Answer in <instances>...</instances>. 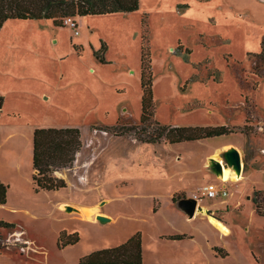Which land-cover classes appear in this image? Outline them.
Instances as JSON below:
<instances>
[{
	"label": "rangeland",
	"instance_id": "obj_1",
	"mask_svg": "<svg viewBox=\"0 0 264 264\" xmlns=\"http://www.w3.org/2000/svg\"><path fill=\"white\" fill-rule=\"evenodd\" d=\"M243 2L139 0L133 13L74 16L78 41L64 18L61 27L52 20L4 23L0 175L11 185L0 221L12 227H0V264H81L136 233L142 264H264V217L252 202L257 198L264 211V181H256L263 192L245 189L243 181L220 183L208 169L224 145L240 147L242 170L254 151L264 160V68L254 55L264 38V11L256 15ZM100 42L104 63L93 55ZM141 54L153 94L146 123L140 122ZM31 125L79 130L74 160L50 174L63 188L30 189ZM158 125H223L234 133L178 144L136 138ZM227 149L214 157L223 163ZM14 152L22 156L17 169ZM210 184L225 186L228 196L205 199ZM184 198L200 201L230 234L219 235L204 216L185 219L177 207ZM59 203L97 206L109 222L82 220ZM62 234H77L78 242L61 246Z\"/></svg>",
	"mask_w": 264,
	"mask_h": 264
},
{
	"label": "trees",
	"instance_id": "obj_2",
	"mask_svg": "<svg viewBox=\"0 0 264 264\" xmlns=\"http://www.w3.org/2000/svg\"><path fill=\"white\" fill-rule=\"evenodd\" d=\"M139 0H0V30L8 20H52L54 26L66 17H85L112 14H127L138 10ZM106 46L100 42V49L93 51L98 61L104 63L103 52ZM264 68V38L260 42V51L254 54ZM258 68L254 69L257 75ZM141 114L140 122L150 121L153 115V94L151 72L146 54H141L140 72ZM1 99V97H0ZM245 131H247L245 129ZM234 133L227 126H160L154 134L137 136L146 143L165 140L170 144L193 142ZM80 148L79 130L73 127L37 128L32 136V169L31 179L34 191H55L65 186L62 180L50 176L57 168H65L74 160V155ZM8 186L0 182V205L6 203ZM228 193V192H227ZM228 196V195H227ZM256 197V196H255ZM258 216L264 217L260 201L253 199ZM1 228L12 227L11 224L0 221ZM64 238V240H63ZM177 237L176 239H180ZM61 246L73 245L78 242L77 234L60 235ZM2 245H0V249ZM81 264H142L140 234H134L125 243L108 249L95 251L80 260Z\"/></svg>",
	"mask_w": 264,
	"mask_h": 264
},
{
	"label": "crops",
	"instance_id": "obj_3",
	"mask_svg": "<svg viewBox=\"0 0 264 264\" xmlns=\"http://www.w3.org/2000/svg\"><path fill=\"white\" fill-rule=\"evenodd\" d=\"M263 4H264V2H263V0H244V2H243V6H244V8H246V9H251L252 11H253V13H254V10L256 11V15H258L259 13H260V11H264V6H263ZM264 13V12H263ZM79 19L80 18H82V17H78ZM79 28V27H78ZM67 29H69V28H67ZM69 30H71V29H69ZM79 35V34H78ZM78 35H76V36H78ZM74 34H73V31L71 30V32H70V37L71 38H73V40H75L74 39ZM75 41H78L77 39L75 40ZM80 42V41H79ZM81 43V42H80ZM1 97V99L3 98V104H2V106L0 105V109H3V107H4V104H5V99H4V97H2V96H0ZM260 126V128L263 130V128L261 127V124L259 125ZM263 126V125H262ZM38 127H35L34 125H31V128H30V135L31 136H33V132H34V130L35 129H37ZM46 128H50V127H46ZM53 128V127H52ZM243 134V133H242ZM244 135V137L247 135L246 133H244L243 134ZM9 136H11V135H8L7 137H9ZM6 137V138H7ZM232 147L233 148H235V149H239L240 147L239 146H237V145H232ZM228 148V145H224V146H221V147H219V148H217V149H215L214 150V153H213V156H212V158H215L214 156L219 152V151H221V150H224V149H227ZM263 152H261L260 151V153L261 154H263L264 155V150H262ZM241 153V152H240ZM222 156V155H221ZM21 154L19 153V152H14V159H15V163L14 164H12V166H13V168H15V169H17V165H18V163H17V160H20L21 159ZM31 158V161H32V152H31V154H29V159ZM222 158V157H221ZM215 159H217V158H215ZM223 159V158H222ZM259 158H258V156H257V152L256 151H254L253 152V155L252 154H250V158H249V163H248V165L247 166H245L244 167V169L241 171V174H240V180H238V181H236V182H230V183H238V182H240V181H243V185H245V189L246 188H248V187H250L251 185H253V186H255V189H258L259 191H262L263 192V190H261L259 187H257V183H256V181L257 180H260V181H264V165H263V163H264V160H262V161H259L258 160ZM217 160H220V159H217ZM17 163V164H16ZM224 170H231V171H233L231 168H225ZM33 169H32V171H31V173H30V189L32 190V191H34V186H33V182H32V179H31V177H32V175H33ZM216 180H218V181H220V183H225L224 181H221V180H219L218 179V177L216 178ZM0 182H2V183H5V181H4V179H3V177H2V175H0ZM227 182H229V181H227ZM261 182V183H262ZM11 185V183L9 182L8 183V187ZM222 186V185H221ZM236 186H238V185H236ZM223 187H225V186H223ZM8 190V189H7ZM235 191L237 192V189H235ZM244 191H246V190H244ZM34 193H36V194H42L43 193V191H39V192H35L34 191ZM45 193V192H44ZM220 201H226V202H228V200H220ZM6 202H7V197H6ZM253 202V201H252ZM6 204V203H5ZM4 204V205H5ZM62 204H65V203H59L58 204V209L60 210V208H59V206L60 205H62ZM198 206L199 207H201V208H206V212H207V210H208V208L206 207V206H204V205H202L201 203H200V201L198 202ZM254 204V203H253ZM4 205H0V206H4ZM66 205H68V204H66ZM65 205V206H66ZM70 205L71 206H73L75 209H77V210H81V209H86V210H90V211H92V210H95V208H97V206H95V207H86V206H83V205H72L71 203H70ZM252 210H254L253 208H252ZM198 211V210H197ZM182 212V211H181ZM183 213V212H182ZM254 213H255V215L256 216H258L257 215V213H256V211H254ZM102 215H106L105 213H101ZM184 214V213H183ZM76 216H78L80 219H82V220H86V221H93V220H88V219H84V218H82L80 215H76ZM195 216V215H194ZM197 216H203V215H200V214H197ZM196 216V217H197ZM207 216H212L213 218H215L214 217V214H207L206 213V216H204L205 218H206V222L211 226V227H213L217 232H218V234L219 235H221V236H227V235H223L215 226H213L211 223H210V221L208 220V218H207ZM185 217V219H189L187 216H184ZM258 217H263V216H258ZM216 219V218H215ZM216 220H218V219H216ZM218 221H220V220H218ZM221 222V221H220ZM222 223V222H221ZM223 224V223H222ZM224 226H226L225 224H223ZM227 227V226H226ZM228 228V227H227ZM229 229V228H228ZM230 231V230H229ZM230 234V233H229ZM228 234V235H229Z\"/></svg>",
	"mask_w": 264,
	"mask_h": 264
},
{
	"label": "water",
	"instance_id": "obj_4",
	"mask_svg": "<svg viewBox=\"0 0 264 264\" xmlns=\"http://www.w3.org/2000/svg\"><path fill=\"white\" fill-rule=\"evenodd\" d=\"M223 163L215 158L209 159L208 169L215 176H221L224 168H231L233 172L240 176L242 171L241 158L239 152L235 148H229L222 153ZM104 202L101 203L103 205ZM177 207L189 218H193L196 210H201L197 206V200L195 198H184L177 202ZM71 211L78 212L77 209L72 206L66 205L65 212L70 213ZM96 221L100 223L109 222V218L102 215L96 216Z\"/></svg>",
	"mask_w": 264,
	"mask_h": 264
},
{
	"label": "bare ground",
	"instance_id": "obj_5",
	"mask_svg": "<svg viewBox=\"0 0 264 264\" xmlns=\"http://www.w3.org/2000/svg\"><path fill=\"white\" fill-rule=\"evenodd\" d=\"M225 168L223 167V173L220 177H218L219 180L224 181V182H236L238 180H240V176H237L236 174H234L233 171L231 170H224ZM199 202V201H197ZM65 204L60 205L59 207L61 209H64ZM201 208V207H200ZM78 215H80L82 218L84 219H88V220H93L96 221V216L101 214V211L99 210V208H95V210H86V209H81L78 210ZM197 214L206 216V208H201V210L195 212V217L197 216ZM208 220L210 221V223L215 226L223 235H228L230 233L229 229L224 226L220 221L216 220L215 218H213L212 216H207Z\"/></svg>",
	"mask_w": 264,
	"mask_h": 264
},
{
	"label": "built area",
	"instance_id": "obj_6",
	"mask_svg": "<svg viewBox=\"0 0 264 264\" xmlns=\"http://www.w3.org/2000/svg\"><path fill=\"white\" fill-rule=\"evenodd\" d=\"M63 21L64 25L71 29L75 36L79 34L77 21L73 17H66ZM202 195L205 199H222L226 198L228 193L225 187L210 184L203 188Z\"/></svg>",
	"mask_w": 264,
	"mask_h": 264
}]
</instances>
